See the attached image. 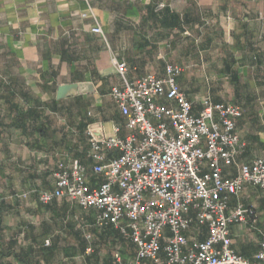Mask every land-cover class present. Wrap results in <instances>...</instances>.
<instances>
[{
  "label": "crops",
  "instance_id": "crops-1",
  "mask_svg": "<svg viewBox=\"0 0 264 264\" xmlns=\"http://www.w3.org/2000/svg\"><path fill=\"white\" fill-rule=\"evenodd\" d=\"M97 24L107 41L92 32ZM113 57L127 62L132 80L163 78L167 64L184 68L179 88L197 112L205 100L242 110L238 164L264 157V0H0V264H86L79 233L93 252L102 230L95 214L68 200L44 206L39 193L54 189L60 156L90 163L88 125L128 134L110 98L120 83ZM82 83L96 92L56 99L59 86ZM36 102L43 106L35 116ZM236 174L224 167V177ZM238 204L255 215L231 226L233 248L254 261L264 241V190L247 186L231 209ZM207 233L195 224L187 235L193 244ZM104 243L101 260L108 248L112 257L121 252L122 264L136 255L122 237Z\"/></svg>",
  "mask_w": 264,
  "mask_h": 264
},
{
  "label": "built area",
  "instance_id": "built-area-1",
  "mask_svg": "<svg viewBox=\"0 0 264 264\" xmlns=\"http://www.w3.org/2000/svg\"><path fill=\"white\" fill-rule=\"evenodd\" d=\"M92 32L107 41L98 24ZM111 63L120 83L110 98L128 134L115 128L106 136L88 125L90 163L60 156L54 189L40 191V203L68 200L94 213L96 227H113L136 247L130 264L162 258L166 264H264V241L250 261L234 250L231 237L232 225L255 215L242 204L231 209V200L247 186L264 190V157L237 162L245 147L236 130L242 110L205 100L197 112L179 88L184 68L178 65L167 64L163 78L151 73L132 80L126 61L113 57ZM224 167L237 174L224 177ZM92 177L102 182L92 186ZM195 224L208 233L191 244L187 233ZM113 258L123 263L120 251Z\"/></svg>",
  "mask_w": 264,
  "mask_h": 264
},
{
  "label": "trees",
  "instance_id": "trees-1",
  "mask_svg": "<svg viewBox=\"0 0 264 264\" xmlns=\"http://www.w3.org/2000/svg\"><path fill=\"white\" fill-rule=\"evenodd\" d=\"M42 106L43 105L39 102L34 103V108L31 110L32 114L36 116V114L40 110V107H42ZM51 205H53V204L44 205V206L49 207ZM92 230H94V228H92ZM95 232H96V240L91 243V247H92L93 252L90 254H86V250L89 247V243L86 241L85 237L82 236V234H80V233L77 235L78 240L80 241V251H81V254L84 256L85 263L86 264H115L113 257L110 253L112 251L111 248H108V255L103 260L100 259L99 253L102 250V247L105 244L104 242L107 238L108 239L111 238L112 241L121 240V236H120L119 232L114 230L113 227H108V228H105L102 230H95ZM46 249H48L50 252H52V250L54 248L46 247ZM73 254L74 253L72 252L71 249H67L65 252L66 257H71ZM37 264H39V263H37Z\"/></svg>",
  "mask_w": 264,
  "mask_h": 264
},
{
  "label": "water",
  "instance_id": "water-1",
  "mask_svg": "<svg viewBox=\"0 0 264 264\" xmlns=\"http://www.w3.org/2000/svg\"><path fill=\"white\" fill-rule=\"evenodd\" d=\"M95 92L96 90L91 83L61 85L57 90L56 99L65 100L80 95L94 94Z\"/></svg>",
  "mask_w": 264,
  "mask_h": 264
},
{
  "label": "rangeland",
  "instance_id": "rangeland-1",
  "mask_svg": "<svg viewBox=\"0 0 264 264\" xmlns=\"http://www.w3.org/2000/svg\"><path fill=\"white\" fill-rule=\"evenodd\" d=\"M106 105L108 106V105H109V103H107ZM103 250L105 251L106 249H103ZM105 252H106V253H102V255H103V256H104V255H106V254H108V253H107V252H108V250H106Z\"/></svg>",
  "mask_w": 264,
  "mask_h": 264
}]
</instances>
